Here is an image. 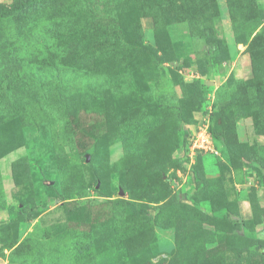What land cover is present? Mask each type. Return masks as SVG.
Listing matches in <instances>:
<instances>
[{
	"label": "rangeland",
	"instance_id": "1",
	"mask_svg": "<svg viewBox=\"0 0 264 264\" xmlns=\"http://www.w3.org/2000/svg\"><path fill=\"white\" fill-rule=\"evenodd\" d=\"M166 1L0 0V264H264V0Z\"/></svg>",
	"mask_w": 264,
	"mask_h": 264
},
{
	"label": "built area",
	"instance_id": "2",
	"mask_svg": "<svg viewBox=\"0 0 264 264\" xmlns=\"http://www.w3.org/2000/svg\"><path fill=\"white\" fill-rule=\"evenodd\" d=\"M193 147L196 151L201 150H214V145L212 143V135L208 127L202 128L196 133V139L193 143Z\"/></svg>",
	"mask_w": 264,
	"mask_h": 264
},
{
	"label": "trees",
	"instance_id": "3",
	"mask_svg": "<svg viewBox=\"0 0 264 264\" xmlns=\"http://www.w3.org/2000/svg\"><path fill=\"white\" fill-rule=\"evenodd\" d=\"M140 1H142V2H144V0H140ZM158 1H160L161 2V4L163 5V6H167V1L166 0H158ZM196 1H199V0H196ZM149 2H152V1H149ZM164 7H162L160 10H162ZM161 14L163 15V16H165L166 18L168 17V13H166L165 11H162L161 12ZM173 19H175V17H170V20H173ZM15 40V37H9L8 38V42H7V44L8 45H10V44H13V41ZM16 45H18V44H16ZM15 45V46H16ZM21 74H19V76H20ZM18 76V77H19ZM13 77H9V79H12ZM14 79V78H13ZM214 105L215 106H217V105H219L218 103H214ZM212 118H214L213 116H212ZM209 128V131L211 132V134L213 135V137L214 138H216L217 140H220V139H223L222 138V136L217 132V129H216V127H215V124H210V127H208ZM237 221V223H239V224H241V225H243L244 226V222L242 221V220H236ZM249 231V230H248ZM248 231H246V233L248 234V235H250V232H248ZM254 233V232H253ZM256 235H259V236H261L260 235V233L258 234V232L256 233Z\"/></svg>",
	"mask_w": 264,
	"mask_h": 264
},
{
	"label": "flooded vegetation",
	"instance_id": "4",
	"mask_svg": "<svg viewBox=\"0 0 264 264\" xmlns=\"http://www.w3.org/2000/svg\"><path fill=\"white\" fill-rule=\"evenodd\" d=\"M260 235H261L262 237H264V228H263L262 232L260 233Z\"/></svg>",
	"mask_w": 264,
	"mask_h": 264
}]
</instances>
